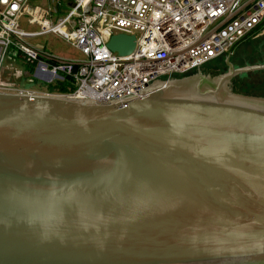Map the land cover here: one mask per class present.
<instances>
[{
  "label": "water",
  "instance_id": "obj_1",
  "mask_svg": "<svg viewBox=\"0 0 264 264\" xmlns=\"http://www.w3.org/2000/svg\"><path fill=\"white\" fill-rule=\"evenodd\" d=\"M230 75L108 103L0 92V264H264V98Z\"/></svg>",
  "mask_w": 264,
  "mask_h": 264
},
{
  "label": "built area",
  "instance_id": "obj_2",
  "mask_svg": "<svg viewBox=\"0 0 264 264\" xmlns=\"http://www.w3.org/2000/svg\"><path fill=\"white\" fill-rule=\"evenodd\" d=\"M52 11L32 6L30 0H0V76L11 49L33 66V76L66 84L60 95L108 103L141 97L155 83L185 76L230 53L264 21V0H72L56 20ZM24 15L39 29L21 28ZM49 33L61 36L83 57H55L29 41ZM120 33L135 37L129 54L107 46ZM37 91L0 78V92Z\"/></svg>",
  "mask_w": 264,
  "mask_h": 264
},
{
  "label": "rangeland",
  "instance_id": "obj_3",
  "mask_svg": "<svg viewBox=\"0 0 264 264\" xmlns=\"http://www.w3.org/2000/svg\"><path fill=\"white\" fill-rule=\"evenodd\" d=\"M54 1L53 3H51ZM56 0H30L32 6H38L41 8H55L54 4ZM63 15V12L52 11V19ZM21 28L29 31L38 30L39 27L35 23H29L27 16L24 15L20 19ZM30 43L37 46L44 47L47 51L51 52L55 57L64 58L67 60L81 59L82 53L73 45L67 43L61 36L53 33L37 36L29 39ZM264 36L248 35L243 38L238 44L234 46L230 53H227L213 61H210L203 65L200 69L194 71L187 76H194L195 73H201L203 76L209 78H222L226 75H230L228 79L224 81V85L232 93L241 94L245 96H254L264 98ZM9 55L4 59V67H13L18 71L27 72L30 75L27 81L24 76L18 79L15 84L22 89H36V93L43 94V91L51 94H60L59 84L54 80L51 83L43 81L33 76V66L26 63L23 59L19 58L16 54L12 53L10 49ZM229 56V57H228ZM228 57V59H227ZM232 69H244V72L231 73ZM256 69H248V67H258ZM179 76V77H178ZM184 75H176L173 78H180ZM159 79H166L160 77Z\"/></svg>",
  "mask_w": 264,
  "mask_h": 264
},
{
  "label": "crops",
  "instance_id": "obj_4",
  "mask_svg": "<svg viewBox=\"0 0 264 264\" xmlns=\"http://www.w3.org/2000/svg\"><path fill=\"white\" fill-rule=\"evenodd\" d=\"M72 0H56V3L54 4L53 10L58 12H63L67 10V8L70 7ZM52 1L51 3H53ZM250 35L254 36H264V21L261 23V25ZM37 46V45H36ZM262 50H264V47H262ZM21 71L16 70L13 67H4L2 70V74L0 76L1 81L9 84V83H15L18 79H21L23 76L27 81H30V79L23 73V75L20 73ZM57 84H61L60 82H57Z\"/></svg>",
  "mask_w": 264,
  "mask_h": 264
},
{
  "label": "trees",
  "instance_id": "obj_5",
  "mask_svg": "<svg viewBox=\"0 0 264 264\" xmlns=\"http://www.w3.org/2000/svg\"><path fill=\"white\" fill-rule=\"evenodd\" d=\"M194 72V71H193ZM193 72H191V73H189V74H186L185 76H187V75H190V74H192ZM180 77H183V76H180ZM59 91L61 92V93H64V92H66L67 91V85L66 84H60L59 85Z\"/></svg>",
  "mask_w": 264,
  "mask_h": 264
},
{
  "label": "flooded vegetation",
  "instance_id": "obj_6",
  "mask_svg": "<svg viewBox=\"0 0 264 264\" xmlns=\"http://www.w3.org/2000/svg\"><path fill=\"white\" fill-rule=\"evenodd\" d=\"M197 74H198V72H197V73H195V75H197ZM154 85L156 86V85H158V83H155Z\"/></svg>",
  "mask_w": 264,
  "mask_h": 264
}]
</instances>
